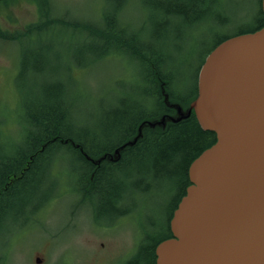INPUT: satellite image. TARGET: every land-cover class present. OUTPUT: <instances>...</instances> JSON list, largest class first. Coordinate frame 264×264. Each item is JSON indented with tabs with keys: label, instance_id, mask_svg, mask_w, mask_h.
<instances>
[{
	"label": "rangeland",
	"instance_id": "1",
	"mask_svg": "<svg viewBox=\"0 0 264 264\" xmlns=\"http://www.w3.org/2000/svg\"><path fill=\"white\" fill-rule=\"evenodd\" d=\"M49 2L50 15L60 17L66 13L70 19L89 21L99 18L104 5V0ZM124 10L131 28L140 29V41L152 40L153 47L168 55L170 64L180 68L179 85L189 89L203 54L218 37L245 25L244 20L257 11V0H128ZM37 20L38 7L34 0L0 3V28L4 31H22ZM73 32L59 23L50 33L47 30L40 36L21 40L0 38V160L12 158L19 146L25 148L26 105L41 95V82L48 79L47 68L43 73L19 80L22 53L31 51L36 66L46 63L61 67L68 60L67 48L76 39L70 36ZM138 62V58L121 51L73 71L77 81L76 89H72L74 115L91 136H97L98 144L112 143L117 137L107 131L105 120L109 107L119 99L139 104L144 99L140 92L144 78ZM58 77L64 80L61 69ZM51 169L54 179L47 177L46 182L32 176L25 185H16L13 191L16 197L10 200V221L4 225L0 222V264H37V256L41 264H122L124 258H133L146 230H151L154 224L165 228L171 182L133 197L127 193L125 199L131 212L112 223V213L100 214L101 208H105L102 199L95 194L83 199L79 193L84 171L80 161L71 154L56 156ZM56 178L59 184L55 188ZM45 193L52 196L42 214L36 213L35 220L32 217L33 221L24 224L22 216L13 221V212L17 210V215L23 202H27L24 209L29 212ZM9 232L12 236L6 238Z\"/></svg>",
	"mask_w": 264,
	"mask_h": 264
},
{
	"label": "trees",
	"instance_id": "2",
	"mask_svg": "<svg viewBox=\"0 0 264 264\" xmlns=\"http://www.w3.org/2000/svg\"><path fill=\"white\" fill-rule=\"evenodd\" d=\"M4 1L6 0H0V3ZM34 1L38 7L37 22L17 32H7L0 28L1 39L21 40L31 35L40 36L47 30L50 33L59 23L72 28L74 32L70 36L76 39L67 48L68 60L61 67L48 66L46 63L36 66L35 56L27 50H24L20 57L17 74L19 80L36 76L47 68L48 79L41 82L39 87L41 95H38L37 99L33 97L26 105L24 118L28 129L23 139L26 143L25 148L19 146L12 158L0 160V182L6 181L12 175L18 176L9 182L5 191L1 192L3 201L0 203L9 204L0 207V222L4 225L10 221V200L16 197L10 192L12 188L36 176L32 174L43 165L40 162L49 166L48 170L46 169L50 173L48 177L54 179L51 169L54 158L71 154L84 166L79 193L95 194L102 199L105 208H101L100 214L108 212L116 217L126 211L131 212L126 203L127 197L125 199L127 193H131L133 197L136 193L144 194L158 190L161 184L171 182L165 228L154 224L150 231L146 230L136 253L129 261L130 264H156L155 246L171 236L169 219L190 184L188 165L201 151L215 142V133L202 129L194 112L191 111L187 117L176 122L166 121L164 126L143 125L141 136L134 144L122 148L119 151V158L115 161L105 160L96 166L87 157L97 158L105 153H112L126 141L132 140L143 122L155 121L164 115L175 117L176 109L169 104H177L185 112L197 94V73L208 52L225 38L238 33L252 32L261 25L252 28L241 27L234 33L218 37L203 54L194 72L192 88L185 89L178 83L180 73L177 71L180 68L170 64L169 56L153 47L152 40L149 43L141 42L140 29H132L128 20H125L124 9L128 0H104L99 18L91 21L78 17L70 19L66 13L60 17L50 15V0ZM121 51L139 60L137 67L144 78L140 92L144 99L140 104L119 99L116 105L108 108L105 120L107 131L113 133V136L117 134V137L112 143L101 145L95 141L97 136L95 134L91 136L74 115L72 89L76 87L77 81L73 71L87 68L88 65ZM40 58L41 56L38 57ZM60 69L64 80L58 77ZM130 93L134 92L131 90ZM164 94L167 95V102L164 100ZM30 156H32L30 166L33 167L22 172L20 167ZM57 183L56 178L53 183L55 188ZM15 211L13 221L24 214L22 209L17 215Z\"/></svg>",
	"mask_w": 264,
	"mask_h": 264
},
{
	"label": "water",
	"instance_id": "3",
	"mask_svg": "<svg viewBox=\"0 0 264 264\" xmlns=\"http://www.w3.org/2000/svg\"><path fill=\"white\" fill-rule=\"evenodd\" d=\"M261 7L264 12V0ZM169 105L175 117L143 122L132 140L87 159L96 166L115 161L143 125L164 126L193 111L216 140L188 165L190 184L169 219L171 236L155 246V263L264 264V26L215 45L199 67L186 111Z\"/></svg>",
	"mask_w": 264,
	"mask_h": 264
},
{
	"label": "flooded vegetation",
	"instance_id": "4",
	"mask_svg": "<svg viewBox=\"0 0 264 264\" xmlns=\"http://www.w3.org/2000/svg\"><path fill=\"white\" fill-rule=\"evenodd\" d=\"M244 24L245 25H243L242 27H246V28H252V27H256V26H259V25H261V27L262 26H264V12H263V10H262V7H261V0H257V11H256V13L255 14H253L251 17H249V18H247L246 20H244ZM230 37V36H229ZM218 44V43H217ZM216 44V45H217ZM31 160L32 159H27L26 161H25V163H24V165H22L20 168H21V171L23 172L25 169H28L29 167L30 168H32L33 166H30V162H31ZM41 164H43V165H41L40 167H38V170L36 171V172H34L32 175H36V176H38V177H41L42 178V180H45L46 181V179H47V175H49L50 173H48L47 172V168H49V166H46V165H44L45 163L44 162H40ZM39 163V164H40ZM47 169V170H46ZM21 174V173H20ZM92 175V174H91ZM16 177H18V176H15V175H12L11 177H6L7 179H6V181L5 180H3L4 182H0V202L1 201H3V199H2V197H1V192L2 191H5L4 189L9 185V182H11L12 181V179H17ZM30 179H28L27 181L25 180V181H23L22 182V185H25L26 183H28V181H29ZM47 182V181H46ZM46 182H44V186H46L47 185V183ZM18 185V184H17ZM15 190V188H12L11 190H10V192H12L13 193V191ZM44 190H46V188L44 189ZM88 192H89V190H88ZM12 193H11V195H12ZM14 195H15V193H13V197H14ZM82 195V197H83V199L84 198H86V197H92V194L91 193H89L88 195H83V194H81ZM94 195V194H93ZM52 195H47L46 193L44 194V196L42 197V201H40L39 203H37V204H34L33 206H31V209L30 210H28L29 212H26V210L24 209V206L27 204V202H24L22 205H23V208H22V210L25 212L24 214H22L21 216H22V220L24 221L22 224H24L26 221H29V220H32L31 218L33 217V220H35V218H34V215L36 214V213H38V212H41V214H42V212H43V209H44V207H45V203L46 202H48V200L50 199V197H51ZM4 205H8V204H5V203H3V204H1L0 203V207H3ZM9 206H11V205H9ZM130 212H128V211H126V212H124L122 215H118V216H116V217H113V219H112V223L115 221V220H117L118 218H120V217H125V216H127V214H129ZM25 215H27L26 217H25V219H23V217L25 216ZM1 216V215H0ZM32 220V221H33ZM15 221V220H14ZM111 223V224H112ZM169 225V224H168ZM169 231H170V228H169ZM171 232V231H170ZM7 236H9V237H11L12 236V233H8L7 235H6V238H7ZM101 245H103V243H101ZM2 258H3V256H2ZM39 260H40V257H36V260H35V263H37V264H41V262H39ZM129 261H130V258L128 257V258H124L123 259V262H122V264H130L129 263Z\"/></svg>",
	"mask_w": 264,
	"mask_h": 264
}]
</instances>
